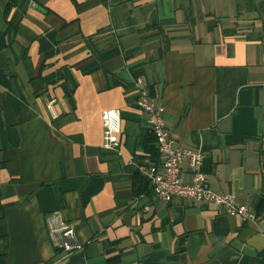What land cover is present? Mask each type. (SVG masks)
<instances>
[{"label": "crops", "instance_id": "crops-1", "mask_svg": "<svg viewBox=\"0 0 264 264\" xmlns=\"http://www.w3.org/2000/svg\"><path fill=\"white\" fill-rule=\"evenodd\" d=\"M140 91L254 220L154 199ZM263 196L264 0H0V264H264Z\"/></svg>", "mask_w": 264, "mask_h": 264}, {"label": "built area", "instance_id": "built-area-1", "mask_svg": "<svg viewBox=\"0 0 264 264\" xmlns=\"http://www.w3.org/2000/svg\"><path fill=\"white\" fill-rule=\"evenodd\" d=\"M136 105L146 115V123L158 155L156 163L139 167L140 172L149 182L155 200L163 203H169L173 199L189 200L197 205H213L222 208L228 215L236 216L242 221L254 220V214L248 208L239 205L233 195L219 194L210 189L200 170L203 153L200 150H190L175 144L169 136L164 122V108L158 100L145 91H140ZM100 120L102 148L116 151L117 136L120 133L119 111L105 110L101 113ZM184 161L187 162L190 175L188 183H183L180 179L181 164ZM143 209L148 211L149 206L146 205ZM59 231L63 237L69 235L67 226H60ZM62 247L70 250L72 247L79 246L63 244Z\"/></svg>", "mask_w": 264, "mask_h": 264}, {"label": "trees", "instance_id": "trees-1", "mask_svg": "<svg viewBox=\"0 0 264 264\" xmlns=\"http://www.w3.org/2000/svg\"><path fill=\"white\" fill-rule=\"evenodd\" d=\"M259 211H264V196L262 198V200L260 201V205H259Z\"/></svg>", "mask_w": 264, "mask_h": 264}]
</instances>
